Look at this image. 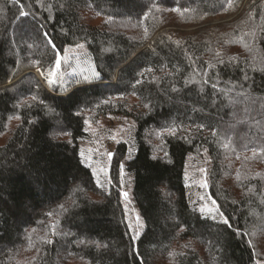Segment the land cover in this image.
I'll list each match as a JSON object with an SVG mask.
<instances>
[{"label": "trees", "instance_id": "16d2710c", "mask_svg": "<svg viewBox=\"0 0 264 264\" xmlns=\"http://www.w3.org/2000/svg\"><path fill=\"white\" fill-rule=\"evenodd\" d=\"M78 47L98 80L49 84L57 57ZM87 114L134 121L124 170L143 222L136 241L120 192L127 147L100 188L80 156ZM189 156L206 163L217 217L189 202ZM258 260L264 0H0V264Z\"/></svg>", "mask_w": 264, "mask_h": 264}, {"label": "rangeland", "instance_id": "374dc122", "mask_svg": "<svg viewBox=\"0 0 264 264\" xmlns=\"http://www.w3.org/2000/svg\"><path fill=\"white\" fill-rule=\"evenodd\" d=\"M10 38L13 39L14 45L22 46L24 44L22 35L15 33V36L12 34ZM67 54V58L63 60L59 57L60 64L59 66L55 64L54 70L47 80L48 83L51 80L52 85L61 86L64 89L79 82L91 83L98 80L97 72L87 62L84 48L70 49ZM62 63L68 68L67 72H60ZM34 73L38 78H41L39 72L34 71ZM126 105L132 107L134 102L132 100L128 101ZM134 131V121L123 115L109 114L92 120L91 116L87 114V139L80 141L79 149L80 156L84 164L91 169L97 185L102 189L108 190L112 185L110 167L112 159L109 160L108 154H113L119 144L126 145L127 155L121 164L123 165V173H121V166L119 172L120 192L127 193L126 197L121 196V198L126 223L136 241L137 234L139 237L143 229V222L133 202L131 177L124 170L125 163L131 159L134 152ZM184 177L188 185L189 202L195 206L199 213L205 216H219L218 208L208 192L206 163L194 164L189 156L186 160ZM257 264H264V262L258 260Z\"/></svg>", "mask_w": 264, "mask_h": 264}, {"label": "snow or ice", "instance_id": "6c2138e0", "mask_svg": "<svg viewBox=\"0 0 264 264\" xmlns=\"http://www.w3.org/2000/svg\"><path fill=\"white\" fill-rule=\"evenodd\" d=\"M15 2H18V0H14V3ZM229 2H231V0H229ZM28 15V13L24 10V7L23 6H21V9H20V16H27ZM56 64H57V66H59V64H60V59H59V57L57 58V60H56ZM151 69H149V71H150ZM245 79H247V75H245ZM49 83L51 84L52 83V81L51 80H49ZM214 87H215V85H214ZM112 153H109L108 154V157H109V160H111L112 159ZM121 173H123V165H121ZM121 196L122 197H126L127 196V193L126 192H121ZM217 211H218V209H217ZM223 223L224 224H226V225H229V227L231 226L230 225V222H229V219H227V218H224L223 219ZM237 234L239 235V232H237ZM136 238H138V234H137V237Z\"/></svg>", "mask_w": 264, "mask_h": 264}]
</instances>
